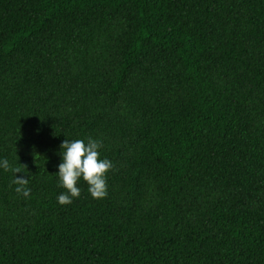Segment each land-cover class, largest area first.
Segmentation results:
<instances>
[{
	"label": "trees",
	"instance_id": "16d2710c",
	"mask_svg": "<svg viewBox=\"0 0 264 264\" xmlns=\"http://www.w3.org/2000/svg\"><path fill=\"white\" fill-rule=\"evenodd\" d=\"M3 159L0 264H264V0H0Z\"/></svg>",
	"mask_w": 264,
	"mask_h": 264
},
{
	"label": "clouds",
	"instance_id": "9594fccd",
	"mask_svg": "<svg viewBox=\"0 0 264 264\" xmlns=\"http://www.w3.org/2000/svg\"><path fill=\"white\" fill-rule=\"evenodd\" d=\"M101 142L88 139H77L73 141L64 140L60 145L61 160L58 165V177L60 187L65 192L58 196L60 205L70 204L73 198L80 196V188L77 187L81 179L88 186V192L93 199H103L107 195L106 174L113 168V164L108 159H101L99 149ZM37 156H34V158ZM0 168L14 173L13 184L16 185L17 194L24 197L30 195V189L26 187L28 178L17 176V173H25L26 165L11 167L7 159L0 160Z\"/></svg>",
	"mask_w": 264,
	"mask_h": 264
}]
</instances>
